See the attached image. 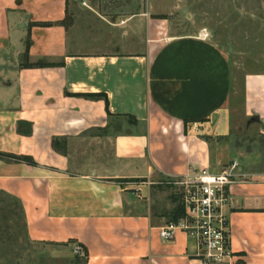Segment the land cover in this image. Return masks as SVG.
Listing matches in <instances>:
<instances>
[{
  "label": "crops",
  "instance_id": "0c3cea01",
  "mask_svg": "<svg viewBox=\"0 0 264 264\" xmlns=\"http://www.w3.org/2000/svg\"><path fill=\"white\" fill-rule=\"evenodd\" d=\"M170 3L0 0V193L42 248L31 264H73V244L82 264H264V31L223 46L176 31ZM235 114L260 139L236 141ZM231 159L230 254L162 241L173 206L153 185Z\"/></svg>",
  "mask_w": 264,
  "mask_h": 264
},
{
  "label": "rangeland",
  "instance_id": "374dc122",
  "mask_svg": "<svg viewBox=\"0 0 264 264\" xmlns=\"http://www.w3.org/2000/svg\"><path fill=\"white\" fill-rule=\"evenodd\" d=\"M154 1L155 5L160 6L161 9L171 2L169 17L173 19L176 31L189 30L194 25L199 29L203 28L211 39L223 46H226L228 41H232L234 38L235 48L240 49L243 43H246L253 49L258 46L259 37L263 35L264 28L258 23L260 18L264 19V0ZM246 24H249V27H246ZM244 29L248 31L245 36ZM253 37H256V41L255 39L253 41ZM234 54L238 60V50ZM233 120V133L236 141H242L243 137L246 139L248 135L260 139L257 133L253 131L246 133L242 130L243 119L238 114L234 115ZM177 181L178 179L165 178L153 185L159 197L165 196L172 202V206L179 203L180 188ZM42 253L40 246L29 242L24 237L18 204L12 198L0 193V255L19 261L21 264H31L39 262ZM72 254L74 258L71 262L82 264V250L77 253L72 252ZM41 261L42 263L49 262L46 259Z\"/></svg>",
  "mask_w": 264,
  "mask_h": 264
},
{
  "label": "built area",
  "instance_id": "2783aa9c",
  "mask_svg": "<svg viewBox=\"0 0 264 264\" xmlns=\"http://www.w3.org/2000/svg\"><path fill=\"white\" fill-rule=\"evenodd\" d=\"M234 159L219 166L217 171L207 168H192L178 179L179 204L182 216L174 222H166L158 227L162 241L172 238L175 229L182 230L193 241L196 255L204 262L219 261L227 257L228 220L224 207L228 203V188L238 180ZM78 245L72 252L80 251Z\"/></svg>",
  "mask_w": 264,
  "mask_h": 264
},
{
  "label": "trees",
  "instance_id": "16d2710c",
  "mask_svg": "<svg viewBox=\"0 0 264 264\" xmlns=\"http://www.w3.org/2000/svg\"><path fill=\"white\" fill-rule=\"evenodd\" d=\"M24 55H25V50L23 52V56ZM21 64L22 65H31L32 63L24 61ZM181 216H182V208H181L180 204L177 203V204H175L173 206V208L169 212V220H168V222H174ZM84 255H85V252H84V250H82V258H83V260H84Z\"/></svg>",
  "mask_w": 264,
  "mask_h": 264
}]
</instances>
